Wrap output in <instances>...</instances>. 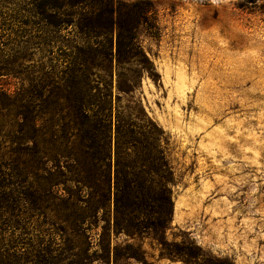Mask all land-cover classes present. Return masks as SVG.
<instances>
[{"label":"rangeland","instance_id":"1","mask_svg":"<svg viewBox=\"0 0 264 264\" xmlns=\"http://www.w3.org/2000/svg\"><path fill=\"white\" fill-rule=\"evenodd\" d=\"M154 2L158 32L136 39L150 69L114 60L110 77L93 72L113 84L114 116L146 114L165 131L168 244L119 232L113 200L97 214L80 200L66 83L85 36L35 0H0V264H198L187 247L264 264V0ZM117 84L133 91L118 100Z\"/></svg>","mask_w":264,"mask_h":264},{"label":"trees","instance_id":"2","mask_svg":"<svg viewBox=\"0 0 264 264\" xmlns=\"http://www.w3.org/2000/svg\"><path fill=\"white\" fill-rule=\"evenodd\" d=\"M260 1L241 0L243 5ZM35 4L49 23L73 24L86 38L66 83L71 134L78 138L73 144L79 142L71 158L74 180L80 192L88 194L80 200L96 214L106 200H113L114 226L119 232L150 231L162 246L167 245L175 176L164 147L165 131L146 114L130 117L118 111L114 116L113 84H100L103 78L96 80L98 72H93L105 66L110 77L114 60L118 66L131 63L150 69V60L136 39L140 27L153 35L158 32L154 0H35ZM47 9H53V14L47 16ZM117 90L119 100V93L133 88L117 84ZM52 157L57 173L63 172L66 156L61 146ZM186 249L185 261L214 264L203 250L197 256L191 247Z\"/></svg>","mask_w":264,"mask_h":264}]
</instances>
